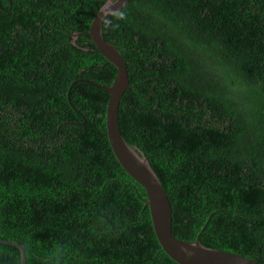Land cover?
<instances>
[{
	"label": "trees",
	"instance_id": "trees-1",
	"mask_svg": "<svg viewBox=\"0 0 264 264\" xmlns=\"http://www.w3.org/2000/svg\"><path fill=\"white\" fill-rule=\"evenodd\" d=\"M105 1L0 0V238L26 264H178L110 148L108 93L85 80L117 71L87 33ZM102 35L128 72L120 132L172 234L264 264V0H129ZM19 260L0 243V264Z\"/></svg>",
	"mask_w": 264,
	"mask_h": 264
},
{
	"label": "water",
	"instance_id": "water-1",
	"mask_svg": "<svg viewBox=\"0 0 264 264\" xmlns=\"http://www.w3.org/2000/svg\"><path fill=\"white\" fill-rule=\"evenodd\" d=\"M129 0H106L94 15L87 31L97 50L117 69L110 85H101L92 80L88 83L105 90L108 100L105 109V127L108 143L114 156L126 173L144 188L146 198L143 199L149 208L152 227L161 249L178 264H261L252 258L226 250L206 247L200 243L199 234L195 239L185 240L172 234V211L167 194L149 162L136 146L129 145L119 129V101L128 88V72L125 60L120 51L105 40L102 35L103 20L121 10ZM71 33V43L78 36ZM75 81L69 85V89ZM69 100V90L67 91ZM0 243L15 246L20 253L19 264H26L25 248L14 240L0 238Z\"/></svg>",
	"mask_w": 264,
	"mask_h": 264
},
{
	"label": "flooded vegetation",
	"instance_id": "flooded-vegetation-1",
	"mask_svg": "<svg viewBox=\"0 0 264 264\" xmlns=\"http://www.w3.org/2000/svg\"><path fill=\"white\" fill-rule=\"evenodd\" d=\"M76 39V38H75ZM75 39H74V42H75ZM72 40V39H71ZM71 40H70V42H71ZM73 44V43H72Z\"/></svg>",
	"mask_w": 264,
	"mask_h": 264
}]
</instances>
